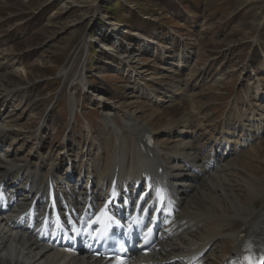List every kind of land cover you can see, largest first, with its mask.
Here are the masks:
<instances>
[{"label": "bare ground", "instance_id": "obj_1", "mask_svg": "<svg viewBox=\"0 0 264 264\" xmlns=\"http://www.w3.org/2000/svg\"><path fill=\"white\" fill-rule=\"evenodd\" d=\"M135 34L142 37L140 33ZM81 44L88 52L90 40L85 37ZM107 49L113 51V47ZM14 55L16 54L12 48H0V187H6L11 196L18 197L19 200L10 203L9 212H0V264H109L106 260L93 258L85 253L70 255L50 248L29 233L15 228L10 220H18L22 210L30 206L35 195L41 189L45 191L49 177L58 183L59 191L71 198L74 208L81 210L85 204L77 201L79 197L84 201L91 199L93 208L98 203L102 204L101 198L104 192V197L107 196L116 172L120 186L132 183L133 188L141 182L142 171L154 173L161 168L165 180L170 184V190L178 197L180 212L176 220L183 221L179 225L183 229L181 233L162 242L159 252L142 258L143 262L186 264L188 257L195 258L199 252L207 249L208 252L197 264H234L244 254L247 241L253 242L257 254L264 255V176L259 174L262 172L260 165L254 164L256 161L264 163V156L253 153L262 145L260 140L256 145L254 142L264 132V116H260L255 108H252V116L249 118L251 127L240 112L236 125L222 127L220 131L210 128L211 124L204 120L198 122L202 116L197 117V123L194 122L188 113L185 116L182 113V118L180 116L175 121L154 128L153 117L156 119L161 114L159 108H151L150 112L143 114L146 120L141 119L139 113L147 112L150 108H140L136 93H132L128 101L114 102V105L111 103L107 110L108 105L103 103V96L96 93L95 98L101 101L100 108H103V122L111 127L114 142L109 147L104 146L103 138L95 135L93 129L90 127L89 130L86 125L91 134H87L89 136H86V142L81 143L84 144L80 146L82 154L74 157L70 150L62 154L60 149H55L56 154L51 151L45 154L43 151L50 147L43 134L48 128L49 115L36 128L30 125V121L21 122L24 112L33 108L34 104L28 98L22 99L24 108L17 105L18 97L22 93L24 96L28 93L30 72L27 67H21L22 64L13 60ZM121 59L132 62L130 55H123ZM86 62L89 59L72 76L70 86L75 88L80 85L90 92V80L86 83ZM17 65L19 66L16 67ZM248 66L249 63H246L244 69ZM180 67L179 76L182 77V70L186 65ZM62 73L67 78L71 69L60 71L61 75ZM137 75L132 71L130 76L137 84H134V92L135 89L138 90L139 84L145 85L137 79ZM186 79L188 91L191 89L196 95V89L200 87L198 84L203 83L205 78L200 72ZM224 79L220 78V81ZM176 81L181 82L179 85L184 84L181 79ZM182 87L179 89H185ZM261 89L258 88L257 97L264 98V91ZM177 91L172 85H164L159 96L151 90L148 92L150 99L148 96L147 98L155 103L172 101V104H177L184 94L183 91ZM76 98L74 93L68 97L69 124L70 118L76 119L78 111L83 112V107L77 105ZM117 113L123 116L120 121ZM196 113L201 114L202 110L199 109ZM146 133H153L156 136L155 142L151 146L139 148L136 141L142 140ZM105 139L109 140L108 137ZM65 144L67 148L70 147ZM28 147L32 150L27 151ZM95 149L100 150V155L99 152L94 153ZM219 151L220 155L217 156ZM212 152L217 153L214 159L210 157ZM225 152L229 155L223 159ZM241 153L248 159L243 161L244 154ZM106 155L111 157L109 161ZM207 158L216 163L215 168L207 169L204 162ZM76 172L79 174L73 183ZM83 174L84 179L92 180L96 186L91 188L83 184V187H76ZM33 190L34 194L31 196ZM43 200L45 198L38 197L36 203L41 205ZM258 201H261L259 206ZM184 258L186 259L183 261Z\"/></svg>", "mask_w": 264, "mask_h": 264}, {"label": "rangeland", "instance_id": "obj_2", "mask_svg": "<svg viewBox=\"0 0 264 264\" xmlns=\"http://www.w3.org/2000/svg\"><path fill=\"white\" fill-rule=\"evenodd\" d=\"M85 37L90 40L88 52L81 44ZM112 47L113 51L107 49ZM0 48H12L16 54L13 60L30 72L28 93L18 97L17 105L23 107L22 99H31L33 108L24 112L21 122L30 121L34 128L49 115L44 132L50 146L48 151L55 146L62 154L67 150L73 152L70 149L73 135L63 137L68 125V97L72 93L77 97V105L83 107L82 113L77 112L74 124L77 130L81 127L86 134L88 121L95 135L103 138V145L109 147L114 135L103 122L101 101L95 96L96 93L103 96V103L108 105L105 110L111 103L128 101L136 93L130 81L132 71L157 95L164 85H172L176 91L183 86L185 89L177 92L183 91L185 95L189 92L186 78L200 72L212 81L206 85L200 82L198 86H203L196 89V95L190 89V100L162 103L161 114L153 117L154 128L177 120L182 113L202 116L198 122L204 120L207 124L220 122L225 115L233 118L234 112L239 118L240 112L246 113L249 106L250 116L241 113L245 122L254 107L264 116V98L257 97L258 88L264 91V0H0ZM184 51L186 57L182 59L189 63L180 77L183 61L179 57L176 62L172 55L185 56ZM123 55H130L132 62L123 61ZM162 57L167 58L165 63L160 61ZM86 59H89L85 72L90 92L80 85L70 86L72 76ZM246 63L249 66L244 69ZM67 69L71 73L66 78L60 71ZM177 79L184 84L179 85ZM138 91L140 108H150L138 115L146 120L143 114L158 107L139 99L145 94L140 84ZM199 109L201 114L196 113ZM117 114L120 121L123 116ZM74 119L70 118V123ZM247 123L251 127V122ZM260 141L262 145L253 153L264 156V140ZM81 143L74 148L75 154L84 145ZM43 152L46 154L47 149ZM106 158L111 159L107 155ZM246 159L242 155V160ZM254 164L260 165L259 174L264 176V163ZM260 204L258 201L257 206Z\"/></svg>", "mask_w": 264, "mask_h": 264}]
</instances>
